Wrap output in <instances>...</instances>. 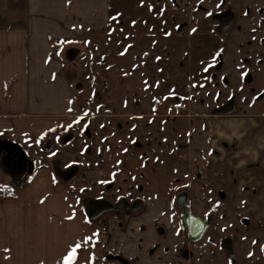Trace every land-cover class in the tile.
I'll list each match as a JSON object with an SVG mask.
<instances>
[{
	"label": "crops",
	"instance_id": "crops-1",
	"mask_svg": "<svg viewBox=\"0 0 264 264\" xmlns=\"http://www.w3.org/2000/svg\"><path fill=\"white\" fill-rule=\"evenodd\" d=\"M27 2L24 25L0 26V264H64V258L77 244L80 247L76 248L72 264H107L102 259L106 244L89 228L86 209L71 185L56 180L45 165L33 169L32 158L42 142L87 123L68 63L53 41L63 46L74 38L107 33L114 22L112 2ZM239 35L243 43L251 34L244 29ZM208 42L216 45L207 36L192 43L188 54L191 74L187 75V70L179 73V82L190 81L194 93L191 109L180 117V127L183 120L193 132L198 125V115L213 114V109L228 101L231 109L225 116L210 115L209 128L203 130L210 145L206 139L200 141L195 137L203 144L202 148L208 146L201 159L211 158L214 168L217 166L215 171L201 174L199 180L207 183L217 176L218 187H227L226 183L231 186L232 173L238 175L243 168L257 174L240 176L239 188L255 180L254 176L260 184L264 180V62L257 64L260 46L250 45L243 50V56L251 57L245 62L239 61L245 78L243 82L238 80L240 88L235 89L237 87H231L232 82L217 78L216 72L211 75L217 78L214 82L208 77L218 50ZM233 48L232 43L229 52L222 53L220 77L228 71L225 66L233 57ZM218 90L229 93L217 100ZM202 96H206L207 109L199 101ZM225 144L229 147L235 144L236 148L231 147L233 151H230ZM191 145V162L200 167L196 158L201 153L196 149L197 144ZM211 147L223 151L216 157ZM232 157H240L239 162L235 158L238 164H233ZM200 187L198 184V190ZM164 209L169 208L163 205L160 210ZM35 212H44V217L40 218ZM47 215L51 220L46 219ZM40 241L46 242L51 260L35 255Z\"/></svg>",
	"mask_w": 264,
	"mask_h": 264
},
{
	"label": "rangeland",
	"instance_id": "rangeland-1",
	"mask_svg": "<svg viewBox=\"0 0 264 264\" xmlns=\"http://www.w3.org/2000/svg\"><path fill=\"white\" fill-rule=\"evenodd\" d=\"M237 1L111 0L114 22L113 28L107 33H95L83 37V39L74 38L67 41L63 46H58L55 41V46L63 59L71 64L69 71L71 79L77 77L74 79L75 92L81 107L86 110L91 108L93 109L92 112L102 114L96 117L94 127L88 125L85 129L89 130L91 127L99 129L100 124H104V122H115L114 118H121L122 123L125 121H128V123H146V148L149 144L148 140L151 139L155 145L150 149L157 150L155 156L159 158H191L189 147L192 146L191 143L197 144L196 149L201 155L196 158V162L200 167L195 165L189 169L190 173H193V169L198 170L195 171V178L192 180L193 189L190 194L192 200L189 204L192 210L199 215L212 216L213 221L205 235L190 246L193 253L190 259H186L185 262L179 260L177 253V256L172 257L171 261H165L162 264H264V251H262V247H264L263 178H261L263 182L258 184L257 177L254 176L255 180L253 179L239 188L240 176H243L244 173L257 174L254 171L247 172L245 169L240 168V174L232 173L234 177L230 179L231 186L226 183L227 187H218L217 176H215L216 179L207 180L210 186H207L206 181L201 182L199 180L201 172L205 171L202 163L207 159L205 157L201 159V156L208 148V146L202 148L203 144L200 141L206 139L207 133L203 132L199 124L193 132L189 131V125L183 120L180 127L181 120L177 116L174 117L178 100L175 93L179 90L178 85L180 82L176 79L175 70H173V75H166V71H172L174 63L179 68H186V63H189L188 54L192 48V43H195L199 38L209 37L216 44L208 42L210 46L218 47L217 44L222 45L223 51H226L230 45L229 43L233 42L237 45L240 42L239 36L241 37V35L236 31V26L233 27L235 28L233 31L235 34H228L226 38L215 31V28L220 26L218 10L221 12L227 9L233 11V13L236 11V25L240 22L239 28H243L242 30L247 29L250 33L249 28L255 26L257 16L251 14L252 17H242L241 9L239 10V7H237ZM260 1L264 2V0H246L250 6L258 5ZM27 4V0H0V26L24 25L27 19ZM216 8L217 12L213 13ZM251 35L254 36V33ZM242 51L235 53L234 61L243 56ZM67 55H70L72 59L68 61ZM158 71L159 73L150 75V73ZM130 78H132L131 83L127 81ZM157 78L162 79L156 83L154 80ZM144 84H146V89ZM181 84L182 88H185L186 85L191 86L190 81H184ZM176 88L178 89L176 90ZM157 90L168 92L167 96L170 97L166 106V112H168L166 116H164L163 107L160 108L161 104L156 110L152 111V105L155 101L153 96L156 95L155 91L157 92ZM132 92L135 93V97L132 96ZM123 94L131 96L129 103L131 106L129 107L130 109L133 108V114H140L139 117L127 113L128 109H125V112L123 111L124 108L120 104L124 100ZM143 96L145 100L142 99ZM118 97H120L119 103L117 102ZM187 98H189V94ZM128 99L129 97H127ZM99 100L104 101V103H101V109L99 107L94 109ZM164 104L165 102H162V106ZM202 105L204 106V103ZM171 108L174 110L169 111ZM107 109H110L109 112H107ZM113 113L128 114V116L114 117L111 115ZM146 113H151L152 116L147 117ZM136 118L140 119L137 120ZM125 133L128 134L129 131ZM195 137L200 141L196 140ZM93 138L95 141L92 146L94 156L96 154L95 146L102 142L100 141V135ZM82 139V136H79L73 142L72 149L68 146L65 147L66 158H81L78 150L82 146ZM186 141L189 142L186 143ZM158 142H162L164 150L159 149ZM206 142L207 145H210L208 138ZM184 143H186L187 148L183 152H174L175 146ZM213 150L212 154H215L216 157L223 151L222 149ZM104 152L102 153L103 156L107 157ZM110 152L115 154L116 151L112 150ZM110 152H107L108 158L94 160L100 163H97L99 166L92 164L94 179L102 176L105 172L103 167L106 165L110 169L111 164H113V169L117 168L116 163L121 158H110ZM231 155L233 154L231 153ZM235 158L239 162L240 157L231 158L233 164H238ZM95 166L99 168L96 169ZM87 167L89 166L82 164V169ZM216 167L213 166L210 173L215 171ZM129 169L131 168L126 167L125 171L128 172ZM181 171L183 172V170ZM179 175L177 176V174L163 169L158 172L146 169V177L149 179L148 182L146 181V190L147 188L150 190V195L159 194V192L166 194L164 183L175 181L184 176L183 173ZM198 184L201 186L199 190L197 188ZM218 191L227 192L226 198H220ZM210 202L212 206H210ZM35 213L40 218L44 217V212ZM244 218L249 220L248 224L244 225ZM46 219L51 220V216L47 215ZM171 231L170 229V234H172ZM185 237L187 236L183 233V236H180L177 240L185 241ZM225 237L231 238L234 243L235 259L231 258L221 246V241ZM253 241L256 243H253ZM35 255H39L41 259L47 257L48 261L51 260L50 250L45 241L44 243L40 241L39 246L36 247ZM104 262L106 261L104 260ZM108 264L112 263L108 262Z\"/></svg>",
	"mask_w": 264,
	"mask_h": 264
},
{
	"label": "flooded vegetation",
	"instance_id": "flooded-vegetation-1",
	"mask_svg": "<svg viewBox=\"0 0 264 264\" xmlns=\"http://www.w3.org/2000/svg\"><path fill=\"white\" fill-rule=\"evenodd\" d=\"M237 2V7H239V10L241 9L240 13L242 17H252L253 15H255V17L257 16V18H255V26L249 28L250 34L254 33V36L250 35L249 39L245 42L242 43L240 39V42L237 45L234 44L235 49L233 48L231 50L233 57H230V62H228L225 66L228 71L224 77H220L219 69L222 68V53L229 52L230 45L227 47L226 51H223V46L219 45L215 56L217 53H219V55H217L214 65L211 66V74L208 76L209 78H213L212 82H214L217 78H221L223 82H232L231 87H237L235 89L240 88L238 80L243 82L245 78V73L243 74L244 68L241 66L240 62H242V60L245 62V60L251 57L241 56L237 61H234L233 59L235 57V53H240L246 46H260V49L258 50L259 57L257 58V64L264 62V32H262L264 30V2L260 1L258 5L255 6H250L246 0H238ZM216 12L217 8L213 13ZM217 13L220 18V26L215 28L216 32H219L226 38L228 34H235L233 32L235 28L233 27L236 26V31L239 34L243 33V28H239L241 23L238 22L236 25V11H234V14L233 11L224 9L221 12L218 10ZM251 14L252 16H250ZM261 27L262 29H260ZM232 43L233 42L229 44ZM67 56L69 58L68 61L72 59L70 55ZM231 64L232 67L230 66ZM68 66L70 69L71 64L68 63ZM173 70L176 71L177 81L180 80L179 73L181 70H187V72L189 71L186 73L187 75L191 74V68H188V63H186L185 69L179 68L178 65L174 63L172 71H166V75H173ZM213 72H216L217 78L215 79L214 77H211ZM152 74H154V72L150 73V75ZM74 79L72 80V84L75 88L76 85L74 83ZM160 79L162 78H157L154 81L158 83V80ZM127 81L131 83L132 78ZM191 84L192 83H190V85ZM178 86L179 90L176 88L177 92L175 93L178 100L174 117L177 116L180 119L182 115L191 109L190 101L194 93L191 91L192 85H186V90L185 88H182L181 83ZM144 88H147L146 84H144ZM155 93L156 95L153 96L155 101L152 105V111L156 110L161 104L160 108L163 107L164 116H166V113H168L166 112V106L170 98L167 96L168 92L165 93L157 90ZM224 93L226 92L218 90L215 94L217 100L221 99ZM188 94L190 98H187ZM134 95L135 93L132 92L133 97H135ZM122 97H124V100L121 101L120 104L122 108H124L123 111L125 112V109H128L127 113L133 114V108L130 109L129 107L131 106L129 104L131 96L123 94ZM127 97H129L128 100ZM119 98L120 97L117 99L118 103ZM142 99L145 100V97L143 96ZM183 100L185 101L183 102ZM199 101L204 103L205 109L208 108L206 96H202ZM162 102H165L163 106ZM229 102L230 101L213 109L215 111L213 114L217 116H225V112L231 109V103ZM101 103H104V101L99 100L94 109L96 107L101 109ZM92 110L93 109L91 108L86 110L81 107L83 114L85 115V113H87V115H85L87 117V123L82 127L75 130L64 131L61 134L55 135V138L45 141L44 143L42 142L43 145L35 150V158H32L33 169H37L45 165L56 180H63L62 182L64 184L71 185L74 194L77 196L81 205L86 209L88 214L86 218L89 228H91L93 232L96 231V237L100 242L104 245L106 244L107 249L102 259L105 260L107 264L108 262L112 264H162L165 261H171L172 257L175 258V256H177V253L179 260L185 262L186 259H190L191 256H193L192 248L190 246L192 243L201 239L207 230L200 238H191L189 229L184 224L183 208L179 205V201L182 202L185 198V205L188 206L194 214L204 219L211 218L210 225L213 221L212 216L199 215L192 210V207L189 204L190 200H192L190 196L193 189L192 180L195 178V171H198L193 169V173H190L189 169L191 167L193 168L196 164L191 162V158L156 157L155 155L157 150L150 149L155 145L151 139L148 140L149 144L146 148V123H128V121L122 123L121 118H114L116 120L115 122H104V124H100L99 129L92 128L94 127L93 124L97 120L96 117L102 115L100 113L92 112ZM108 110L110 109H107V112H109ZM172 110L174 109L171 108L169 111ZM213 114L211 113L197 116L198 124L201 125L203 130H207L209 128V117ZM111 115L114 117L124 115L128 116V114L115 113ZM139 115L140 114H133L132 116L139 117ZM146 116L151 117L152 115L151 113H146ZM136 119L138 120L140 118ZM88 125H92L89 130L85 129ZM126 131H129V133H125ZM80 133L83 135H80ZM97 135L101 136L100 141L103 145L100 143L95 146L96 154L93 156L92 146L95 142L93 137H96ZM79 136H82L83 138L82 146L78 150L81 158H66L65 147L68 146L72 149L73 142H75ZM104 142H106V144H104ZM187 142L189 141H186V143ZM186 143L180 144V146L179 144L175 146L174 152H183L187 148ZM227 145L228 144H225V147L227 148H236L235 144L230 147ZM157 146L159 149H163L162 142H158ZM166 147L168 148V146ZM112 150L116 151L115 154L110 152ZM210 150L211 152H214L212 147ZM104 151L110 152V158L121 159L118 163H116L117 168L113 169V164H111L112 166L110 165L111 169L106 165L103 167L105 172L102 176L94 179L92 164L94 163L96 166H99L97 165L99 161L95 162L94 160L97 158H108L107 152L105 153ZM103 152L107 157L103 156ZM100 154L102 155L98 156ZM82 164H86L89 167L82 169ZM203 165L205 166L204 172L207 173L213 168L210 158H207ZM96 166L95 168L98 169L99 167ZM126 167H130L131 169L126 172ZM146 169H149L152 172H158L163 169L167 172H173L177 174V176H180L179 174L183 173L184 176L179 177L175 181H168L167 183H164V188L167 191L166 194L159 192V194L150 195V190L148 188L146 190V181H149L146 177ZM181 170H183V172ZM106 172L107 174H105ZM204 172H201V174ZM206 184L207 186L209 185L208 183ZM218 193L220 198H226L225 192L218 191ZM163 205H166L169 209L160 210ZM210 206H212V203ZM243 220L245 222L244 225L249 223L248 219L244 218ZM94 228L96 230H94ZM168 228L172 230V234H170V229L168 231ZM184 230H186V232H184ZM183 233L187 236L185 237L186 240L178 241L177 239L180 236H183ZM111 243H113V247L108 248ZM116 243L119 244L117 245ZM221 246L223 249H227L226 251L231 258H236L234 243L231 238H223ZM75 264L85 263L82 262Z\"/></svg>",
	"mask_w": 264,
	"mask_h": 264
},
{
	"label": "water",
	"instance_id": "water-1",
	"mask_svg": "<svg viewBox=\"0 0 264 264\" xmlns=\"http://www.w3.org/2000/svg\"><path fill=\"white\" fill-rule=\"evenodd\" d=\"M63 181V180H62ZM186 199L179 201V205L183 208V220L185 226L189 229L192 239L200 238L210 225L211 218H201L194 214L188 206L185 205Z\"/></svg>",
	"mask_w": 264,
	"mask_h": 264
},
{
	"label": "snow or ice",
	"instance_id": "snow-or-ice-1",
	"mask_svg": "<svg viewBox=\"0 0 264 264\" xmlns=\"http://www.w3.org/2000/svg\"><path fill=\"white\" fill-rule=\"evenodd\" d=\"M193 31H195V29H193ZM222 51V50H221ZM59 53H57L58 55ZM217 55H219V53H217ZM207 69H205L206 71ZM190 98V97H189ZM85 115H87V113H85ZM54 155V154H53ZM253 243H256L255 241H253ZM80 245L77 244L69 253L68 255L64 258V264H72V261L75 259V254H76V248H79ZM262 251H264V247H262ZM251 255V253H250Z\"/></svg>",
	"mask_w": 264,
	"mask_h": 264
},
{
	"label": "trees",
	"instance_id": "trees-1",
	"mask_svg": "<svg viewBox=\"0 0 264 264\" xmlns=\"http://www.w3.org/2000/svg\"><path fill=\"white\" fill-rule=\"evenodd\" d=\"M55 41H56V40H54L53 42L55 43ZM56 43H57V41H56ZM57 178H58V177H57ZM58 179H59V178H58Z\"/></svg>",
	"mask_w": 264,
	"mask_h": 264
}]
</instances>
